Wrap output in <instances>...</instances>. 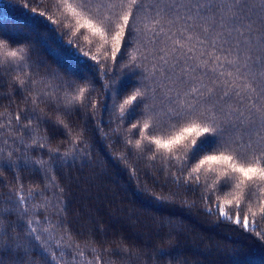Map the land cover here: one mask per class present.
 I'll return each instance as SVG.
<instances>
[{
	"label": "trees",
	"instance_id": "1",
	"mask_svg": "<svg viewBox=\"0 0 264 264\" xmlns=\"http://www.w3.org/2000/svg\"><path fill=\"white\" fill-rule=\"evenodd\" d=\"M4 2L15 7H0V37L15 41L10 45V50L25 47L31 59L27 68L17 69V66L10 63L0 68V124L6 126L0 128V158L7 160L10 152L11 159L20 163L19 176L25 193L30 187L37 186L33 187L35 198L26 202L29 215H32L33 204H43L47 201L53 209L47 213L48 219L53 224L66 226L50 227L48 232L40 231L45 244L55 254L57 264H264V240H260L255 232L245 231L216 214V196H222V193H216L214 196L211 190L205 192L202 187L193 191L185 187L184 177L181 178L180 185L172 183L171 178L180 175L177 167H169L165 172L164 165L160 162L133 157L126 153L118 136L112 131L117 123L118 105L131 94L124 66L129 62V55L134 52L142 69L148 70L149 79L146 85L157 89L155 93L157 110H166L168 106L166 93L167 96L175 97L177 93L184 94L190 87L198 86L201 82L199 72L192 74L194 79L191 81L182 82L179 77L184 73L181 67H177L174 71L178 78L174 82H168L165 88L158 86L157 81L161 77L158 72L155 77L151 76L153 63L151 55L147 61L140 59V52H146L154 47L151 44L145 45L146 36L143 30L145 14H137L134 11L138 31L132 38L127 52L123 53L124 59L121 61V53H118L116 61H107L106 68L110 70L103 78L104 83L108 85L105 91L103 84L95 75V68L90 66L95 62H82L65 47L71 39L66 34L69 29L63 25H51L46 21V16L52 14L51 9L55 0H43V3L41 0ZM72 2L75 3L77 0ZM112 2L113 0H92L93 11L100 15H108L110 9L107 5ZM209 3L212 4L211 11L208 10ZM231 3L232 0H176L177 6L183 5L180 8V15L193 17L188 21V31L201 36L204 35L202 31L204 26L211 28V21L204 17L215 16L218 25L223 14L220 7L223 5L227 17H231L233 13L239 16L238 24L243 31L242 36L233 32L228 37L232 42L231 46L235 47V42L239 40L240 47L246 48L253 60L264 57V39H261L264 37V4L261 0H241L239 4L233 6L231 12H228L227 8ZM24 4L28 7L24 8ZM159 7L164 5L161 4ZM197 7L200 8L199 18L196 17ZM32 8H36L35 14L31 11ZM189 9L191 11H188ZM40 12L46 15L40 17L38 15ZM59 15L57 12L56 17ZM184 23V20L179 21L173 26V30ZM248 24L252 25L250 32L246 30ZM165 27L168 25L165 24ZM61 37L63 43L60 41ZM245 40L250 41V44H245ZM81 45L84 51L91 47V54H96L101 63H105L102 53L96 52L98 42L94 41L90 46L80 37L73 48ZM138 48L140 52H136ZM3 59L4 57L0 56V60ZM256 70L259 72V64L256 65ZM18 73L21 78L26 79L24 85L26 91L23 93L20 86L13 83ZM25 73L28 75L25 76ZM133 79L138 80L141 77ZM85 80L95 85L96 91L93 96L94 100L99 102V111L92 109L86 114L75 111L63 117L73 131L81 129L84 131L87 144H81V147L85 148V152L78 156L74 163L69 160L64 166H54L55 158L53 156L50 160L46 148L26 149L25 145L20 143L21 137L27 144L32 142L30 131L20 130L21 125L28 123L25 112L33 107L31 103L24 102L25 98L30 99L36 92L44 93L60 87L62 82L83 83ZM203 84L213 87L208 77L203 79ZM203 90L206 95L200 99L208 102L207 107L214 106L218 115L221 107L228 110L231 106L243 109L245 117L251 116V119L244 123L236 121V127L227 129L229 141L239 142L241 139L247 141L250 136L256 139L255 132L260 130L258 115H253L234 98H222L220 87L216 88L211 98L207 96V89ZM55 95L59 97L63 92H57ZM253 99L257 104L264 103V97ZM247 103L246 100L245 104ZM104 104H107L109 109L107 113L104 111ZM40 109L52 120L56 119L55 105L50 102L44 103L36 111L39 112ZM60 111L63 112L62 107ZM17 112L21 115L19 125L14 118ZM93 112H96L94 117ZM9 114L12 116L11 131L7 130ZM108 120H112L113 123H106ZM32 127L38 130L39 136L48 137L52 149L59 148L63 152L69 147V138L62 129L54 127L52 123L33 120ZM128 127L130 125L121 126L122 129ZM171 131L173 129L159 134L166 135ZM124 154L128 156L127 163L120 158ZM22 157L30 164L42 158L46 162L45 175L42 176L40 171L24 167L25 161ZM184 175L186 177L187 171ZM3 176L12 185L10 189L0 183V209H7L16 205V184L11 170L6 169ZM205 179L202 175V184ZM207 180L210 184L211 174ZM40 193L43 195H39ZM58 208H63L64 212L55 211ZM207 208L213 210L211 214ZM243 208L242 204L241 216L244 215ZM16 219L17 216L13 213L5 220V225L8 220ZM38 219L43 227H49L44 223V213H38ZM257 221V229L264 234V223L259 222V217ZM66 232L71 233L73 242H79V249L74 246L71 249L67 247ZM90 239L94 240L95 244L85 246V242ZM93 247L97 249L96 252L92 251ZM161 249L167 252V255H161ZM61 252L65 255L61 256ZM33 258L41 260L36 253H33ZM0 259H3V264L15 262L12 255L6 257L0 255Z\"/></svg>",
	"mask_w": 264,
	"mask_h": 264
},
{
	"label": "snow or ice",
	"instance_id": "2",
	"mask_svg": "<svg viewBox=\"0 0 264 264\" xmlns=\"http://www.w3.org/2000/svg\"><path fill=\"white\" fill-rule=\"evenodd\" d=\"M240 2L241 0H232L227 11L231 12L233 6ZM261 2L264 4V0ZM161 4L164 7H159ZM202 6L201 4L200 7ZM0 7H15V5L0 0ZM23 7L27 8L28 5L24 4ZM107 7L110 9L109 14L100 15L93 11L92 0H77L75 3L72 0H55L51 9L52 14L46 16V21L51 25H63L69 29L66 34L71 39L65 47L74 57L86 63L95 62L90 66L95 68V75L103 84L105 91L108 85L104 83L103 78L110 70L106 68L107 61H116L118 53H121L122 61L123 53L127 52L132 38L138 31L134 11L137 14H145L143 20L145 45L154 46L146 52H140L139 48L136 52H140L141 61H147L151 55L153 61L151 76L155 77L157 72L159 73L161 79L157 84L160 88H165L168 82H174L178 78L174 71L177 67H181L184 73L179 77L182 82H189L194 79L193 73H200V84L193 85L188 92L177 93L175 97L167 96L166 93L168 106L166 110L160 111L155 106L157 89L146 85L149 79L148 70L142 69L141 63L137 62L138 57L135 52L129 55V62L124 68L131 94L118 105L117 123L112 129L126 153L137 159L146 158L152 162H160L164 165L165 172L169 167H177L180 175L171 178V182L176 185H180L181 178L184 177L185 187L193 191L202 187L205 192L211 190L214 196L216 193H222V196H216V214L245 231L255 232L260 240H264V234L257 229V217L259 222L264 223V103L257 104L253 99V97H264V62H261L264 61V57L253 60L249 51L240 47L239 40L235 42V47L231 46L232 42L228 37L233 32L243 35L238 24L239 16L233 13L231 17H227L221 5L220 11L223 14L220 16L219 24L217 25L215 16L204 17L211 21V28L204 26L202 28L204 35L201 36L188 31V21L193 17L180 15V8L183 5L177 6L176 0H150V2L149 0H113ZM208 10H212L211 3L208 4ZM31 11L35 14L36 8H32ZM57 12L60 13L59 17H56ZM38 15L44 17L46 14L40 12ZM166 17L168 18L165 19ZM196 17H200L199 7L196 9ZM181 20L185 21L184 25L173 30V26ZM165 24L168 27H165ZM246 30L250 32L252 25L248 24ZM80 37L90 46L94 41L98 42L96 52L102 53L104 64L96 54H91V47L87 51L83 50V45L73 48ZM60 41L63 43L62 37ZM14 43L15 41L10 38L0 37V56L4 57L0 60V68L9 63L17 66V69L29 66L31 57L28 50L25 47L10 50V45ZM244 43L250 44V41L245 40ZM257 64H259V72L256 70ZM27 75L25 73V76ZM134 77L141 79L134 80ZM206 77L211 79L213 87L203 84V79ZM13 83L20 86L22 93L26 91L24 88L26 79L21 78L19 73ZM217 87L222 88V98H234L253 115H258L260 130L255 132L256 139H252L251 136L247 141L241 139L237 142L227 139L228 128L236 127V121L244 123L251 119V116L245 117L244 110L240 107L229 106L228 110L221 107L220 115L217 114L214 106L207 107L208 102L200 99L206 95L203 89H207V96L211 98ZM95 91V85L87 80L83 83L70 81L62 82V86L44 93L36 92L30 99L26 97L24 102L31 103L33 107L25 112L28 123L21 125L20 130H29L32 142L27 144L21 137L20 143L24 144L26 149L46 148L50 160L53 156L55 158L54 166H64L69 160L74 163L77 157L85 152L81 144L86 145L87 141L84 139V131L82 129L73 131L63 117L75 111L84 114L92 109L99 111V102L95 101L93 96ZM57 92H63V95L57 97L55 95ZM108 95L111 98L110 92ZM246 100L247 104H245ZM49 102L56 106L55 120H52L42 109L36 111L41 104ZM61 107L63 112L60 111ZM103 107L107 113L109 111L107 104ZM92 115L94 117L96 112ZM14 118L19 125L20 113L17 112ZM33 120L52 123L54 127L62 129L69 138V147L63 152L59 148L52 149L48 137L39 136L38 130L32 127ZM106 123L111 124L113 121L108 120ZM11 124L12 116L9 114L7 120L9 131ZM125 124L130 127L122 129L121 126ZM5 127L4 124H0V128ZM168 129L173 131L166 135L159 134ZM134 137L138 138L134 139ZM8 157L7 160L0 158V183L12 189V185L3 176L6 169L11 170L15 178L17 202L12 208L0 209V255L14 256V264H57L55 254L45 244L40 231L48 232L50 227L66 228V226L53 224L48 219L47 213L53 209L47 201L43 204H33L32 215H29L26 202L35 198L33 187L37 186L30 187L25 193L19 176L21 165L17 160L11 159L10 152ZM120 158L127 163V154ZM22 159L25 161L24 167L40 171L42 176L47 172L46 162L42 158L31 164L26 158L22 157ZM209 174H211L210 184L207 180ZM202 175L206 178L203 184ZM60 191L62 192L63 189ZM242 204L243 216H241ZM206 210L210 214L213 211L211 208ZM55 211L63 213L64 209L58 208ZM41 212L44 213V223L49 227H43L38 219V213ZM13 213L16 214L17 219L8 220L5 225V220ZM66 235L67 247L71 249L74 246L79 249L80 244L72 241L71 233L66 232ZM92 244H95V241L91 239L85 242V246ZM92 251L96 252L97 249L93 247ZM160 251L161 255H167L163 249ZM33 253L41 257V260L34 259ZM60 255L64 256L65 253L61 252ZM0 264H3V259H0Z\"/></svg>",
	"mask_w": 264,
	"mask_h": 264
}]
</instances>
